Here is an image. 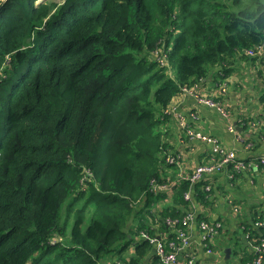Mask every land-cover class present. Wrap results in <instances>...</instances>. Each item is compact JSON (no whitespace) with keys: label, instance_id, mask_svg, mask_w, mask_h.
<instances>
[{"label":"trees","instance_id":"trees-1","mask_svg":"<svg viewBox=\"0 0 264 264\" xmlns=\"http://www.w3.org/2000/svg\"><path fill=\"white\" fill-rule=\"evenodd\" d=\"M263 44L264 0H4L0 264H143L209 195L153 190L179 167L173 100Z\"/></svg>","mask_w":264,"mask_h":264},{"label":"crops","instance_id":"crops-1","mask_svg":"<svg viewBox=\"0 0 264 264\" xmlns=\"http://www.w3.org/2000/svg\"><path fill=\"white\" fill-rule=\"evenodd\" d=\"M262 51L263 55L256 56L258 57L256 60L249 56L244 58L238 53L226 73L222 74V66L219 65L213 69L212 74L202 85L204 91L208 93H212L219 84L227 87L225 102L231 113L229 120L216 108L198 103L194 96L188 94L179 95L172 102L173 106L175 105V108L172 106L175 113L185 115L191 127L218 137L223 145L234 149L239 158L246 160L264 155V47ZM230 125L235 126V132L230 131ZM173 129L172 148L182 157L177 171L171 168H166L164 171L168 176L167 179L173 177L167 181L169 185L167 190L161 191L169 195L176 190L183 177L190 174L196 166L215 159L209 143L199 139L187 138V140L183 131L176 125ZM204 178L200 181V188L209 192L207 200L198 202L193 198L191 206L195 212V220L189 231L190 252L195 255L194 262L195 264H241L244 257L253 254L254 241L262 232L259 222L264 221V165L235 170L229 164ZM167 202L172 203V198L160 201L156 205L162 207ZM203 218L212 222L221 221L224 225L213 239L212 254L206 251L202 243L199 220ZM160 222L157 223L156 237L164 240L171 238L176 227L167 219L166 227H162ZM134 247L133 243L128 253H133ZM227 248H231L229 254ZM187 252L185 249L182 250L180 256L183 258ZM154 253L156 254L155 245L152 255L148 256L143 264H157ZM118 260L117 255H112L108 259L110 262H118Z\"/></svg>","mask_w":264,"mask_h":264},{"label":"built area","instance_id":"built-area-1","mask_svg":"<svg viewBox=\"0 0 264 264\" xmlns=\"http://www.w3.org/2000/svg\"><path fill=\"white\" fill-rule=\"evenodd\" d=\"M263 47L264 44L254 50H245L244 53L249 57H260L263 55ZM202 85L203 84L201 83L199 85L186 86L184 87V94L194 96L198 103H204L216 108L223 117L229 120L231 118V113L229 112L225 102L227 87L225 85H218V88H216L212 93H208L204 91ZM176 115L178 116L177 125L179 129L183 131L185 137L189 140L199 139L209 143L215 155L214 161L202 163L196 166L190 174L183 177V180H190L192 184H196L204 180L205 176L212 175L222 167L229 164H231L235 170H240L248 166L264 165V155L251 157L248 160L241 159L238 157V154L234 149L227 148L220 142L218 137L195 130L188 124L187 117L185 115L177 113ZM195 116L196 114L194 113V117ZM229 129L231 132L236 131L234 125H230ZM181 157L182 155L178 153L176 156L169 157L168 162H177L179 164L181 162ZM167 187H169L168 183L155 184L153 190L157 194L163 190H167ZM185 198L191 202L193 201L192 192L190 190L185 192ZM236 209L238 208L236 207ZM194 216L195 212L191 208L182 219H167L168 222L175 227H177L178 224H181V226L176 228V232L181 238L179 244H176L174 241H170L168 239L164 240L161 237L151 238V242L156 246V254L158 256L157 264H195V255L190 252L191 242L189 232L190 226L195 220ZM223 226L224 225L221 221L212 222L209 219L204 218L199 220V227L202 231V243L208 253H214V248H212L211 243L213 242L214 237L221 231ZM259 226L264 228V221H260ZM142 236L145 238L149 237L148 233L144 231L142 232ZM184 249L188 251L184 254V257L187 259L180 256V253ZM253 252L254 258L247 264H264V230L260 235L259 242L253 244Z\"/></svg>","mask_w":264,"mask_h":264},{"label":"water","instance_id":"water-1","mask_svg":"<svg viewBox=\"0 0 264 264\" xmlns=\"http://www.w3.org/2000/svg\"><path fill=\"white\" fill-rule=\"evenodd\" d=\"M226 251H227V253L229 254L230 251H231V248H227Z\"/></svg>","mask_w":264,"mask_h":264},{"label":"rangeland","instance_id":"rangeland-1","mask_svg":"<svg viewBox=\"0 0 264 264\" xmlns=\"http://www.w3.org/2000/svg\"><path fill=\"white\" fill-rule=\"evenodd\" d=\"M56 1H63V0H56ZM171 106H173V103H172V105ZM174 108H175V105L173 106ZM169 219H171V218H169ZM238 235V234H237Z\"/></svg>","mask_w":264,"mask_h":264},{"label":"clouds","instance_id":"clouds-1","mask_svg":"<svg viewBox=\"0 0 264 264\" xmlns=\"http://www.w3.org/2000/svg\"><path fill=\"white\" fill-rule=\"evenodd\" d=\"M4 2V0H0V4H2Z\"/></svg>","mask_w":264,"mask_h":264}]
</instances>
